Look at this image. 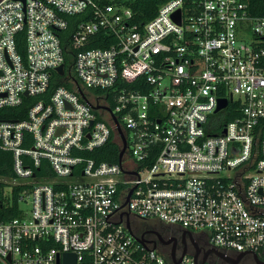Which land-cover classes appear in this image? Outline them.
<instances>
[{"label": "built area", "instance_id": "built-area-1", "mask_svg": "<svg viewBox=\"0 0 264 264\" xmlns=\"http://www.w3.org/2000/svg\"><path fill=\"white\" fill-rule=\"evenodd\" d=\"M140 5L0 0V264L264 255V16L247 0ZM109 140L117 161L97 158Z\"/></svg>", "mask_w": 264, "mask_h": 264}, {"label": "trees", "instance_id": "trees-1", "mask_svg": "<svg viewBox=\"0 0 264 264\" xmlns=\"http://www.w3.org/2000/svg\"><path fill=\"white\" fill-rule=\"evenodd\" d=\"M248 2V12L252 16H264V0H247ZM152 3V0H140V9L144 10L145 7H148ZM150 16L144 15V18H149ZM72 29V25L70 26L69 30ZM70 32L65 31L62 33V42L63 45L68 46V35ZM24 46L22 44H19V51L23 52ZM72 54L73 51L70 49V47L66 50V64L69 67L72 63ZM63 84L66 87L70 88V84L61 81L60 78H55L53 85ZM105 154L101 156H97L99 160H109V161H117L118 160V145L116 142L109 140L107 144L104 146ZM102 149V150H103ZM11 154L10 152L0 150V175H6L10 171V165H11ZM1 200V197H0ZM11 215H15L16 211H14V208L9 211ZM2 213V209H0V214ZM139 228H143V223H138Z\"/></svg>", "mask_w": 264, "mask_h": 264}, {"label": "flooded vegetation", "instance_id": "flooded-vegetation-1", "mask_svg": "<svg viewBox=\"0 0 264 264\" xmlns=\"http://www.w3.org/2000/svg\"><path fill=\"white\" fill-rule=\"evenodd\" d=\"M158 229L165 236H168V234H171V233L172 234H178L180 232L179 229L170 230L169 228H167L166 226H164L162 224H159ZM140 230H142V229L140 228ZM170 246H171L170 243L169 244L162 243V247L164 250H168V248ZM176 246H177V242H174V247L176 248ZM255 255H252V256L246 255L244 257V260L240 264H264V255H259V254H255Z\"/></svg>", "mask_w": 264, "mask_h": 264}, {"label": "water", "instance_id": "water-1", "mask_svg": "<svg viewBox=\"0 0 264 264\" xmlns=\"http://www.w3.org/2000/svg\"><path fill=\"white\" fill-rule=\"evenodd\" d=\"M57 71H58V73L59 74H62L63 73V66L62 65H60L58 68H57ZM226 105V102L224 101V100H221L220 101V104H219V106H218V108H217V110L218 109H220V108H222V107H224ZM124 145H123V148H122V150L120 151V156L122 155V153H123V150H124V148H125V142L123 143ZM160 241L162 242V243H166V244H169V243H171V242H173V245H172V256L174 255V240H171V239H169V240H164V239H162V238H160ZM184 252L185 251H183V254H184ZM198 252V251H197ZM217 255L219 256V257H221V258H223L224 260H226V261H228L229 263H231V264H235L236 262H237V260L236 261H230V260H228V259H225L220 253H217ZM255 255V254H254ZM256 256V255H255ZM205 259V258H204ZM64 264H75V259H74V256L73 255H71V254H68V253H66V254H64Z\"/></svg>", "mask_w": 264, "mask_h": 264}, {"label": "rangeland", "instance_id": "rangeland-1", "mask_svg": "<svg viewBox=\"0 0 264 264\" xmlns=\"http://www.w3.org/2000/svg\"><path fill=\"white\" fill-rule=\"evenodd\" d=\"M2 194H3V199H7L10 200V196H11V191L9 188L4 187L2 190ZM23 209H28V206L25 204H21L20 205Z\"/></svg>", "mask_w": 264, "mask_h": 264}]
</instances>
